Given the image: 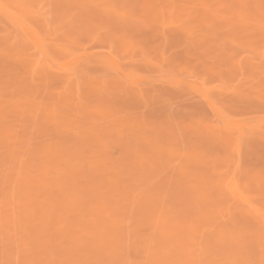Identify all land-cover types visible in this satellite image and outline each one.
Listing matches in <instances>:
<instances>
[{"label": "rangeland", "instance_id": "rangeland-1", "mask_svg": "<svg viewBox=\"0 0 264 264\" xmlns=\"http://www.w3.org/2000/svg\"><path fill=\"white\" fill-rule=\"evenodd\" d=\"M0 264H264V0H0Z\"/></svg>", "mask_w": 264, "mask_h": 264}, {"label": "bare ground", "instance_id": "bare-ground-1", "mask_svg": "<svg viewBox=\"0 0 264 264\" xmlns=\"http://www.w3.org/2000/svg\"><path fill=\"white\" fill-rule=\"evenodd\" d=\"M93 2V1H92ZM112 6L113 5H109L108 3L107 4H102V7H103V9L104 10H107V9H112ZM115 21V20H114ZM125 42V41H124ZM16 55V54H15ZM21 55V54H20ZM10 56V55H9ZM17 56V55H16ZM19 58H20V56H18ZM7 59H8V57H7ZM25 60H27V59H25ZM7 62V61H6ZM70 62V61H69ZM8 64V63H7ZM10 64V63H9ZM41 66H42V64H41ZM12 70V69H11ZM54 74V73H53ZM10 75V74H9ZM8 76V75H7ZM13 76V75H12ZM58 76H59V74H58ZM8 78V77H7ZM60 82V81H59ZM94 87V86H93ZM91 93V92H90ZM111 99V98H110ZM101 101V100H100ZM131 101V100H130ZM23 104V103H22ZM25 105V104H24ZM95 106V105H94ZM30 109V108H29ZM58 111V110H57ZM58 115V114H57ZM59 116V115H58ZM51 118V117H50ZM65 124V123H64ZM200 130V129H199ZM203 132V131H202ZM82 133V132H81ZM138 134V133H137ZM82 135V134H81ZM223 135H225V134H223ZM83 136V135H82ZM226 136V135H225ZM222 137V136H221ZM221 137H219L220 139H221ZM224 139V138H223ZM222 139V140H223ZM214 140V139H213ZM226 140V139H225ZM146 141H148V139H146V138H142V137H139V136H135V137H133L131 140H130V145H131V147H132V149H134V150H136V149H138L139 147L141 148V147H145V144L143 143V142H146ZM107 142V141H106ZM159 143H155L154 144V146H156V147H158V146H161V147H166V149H168V150H171V149H173V146L170 144V145H164V144H162L160 141H158ZM227 143V142H226ZM219 146V145H218ZM164 150V149H163ZM180 151H184V148L183 149H179ZM187 152H191V151H187V149H186V153ZM214 152V151H213ZM150 153V152H149ZM188 157V156H187ZM206 162L208 163V164H212L211 163V161L210 160H208V159H206ZM206 165V164H205ZM218 166V165H217ZM207 167V166H206ZM184 173V172H183ZM233 181V180H232ZM231 181V182H232ZM232 184V183H231ZM234 185H232V187H233ZM235 187V186H234ZM207 203V202H206Z\"/></svg>", "mask_w": 264, "mask_h": 264}]
</instances>
